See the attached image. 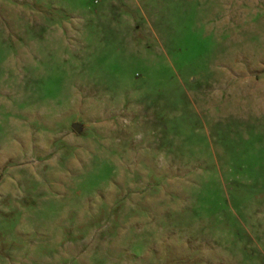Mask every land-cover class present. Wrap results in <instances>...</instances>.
Here are the masks:
<instances>
[{
    "label": "rangeland",
    "instance_id": "rangeland-1",
    "mask_svg": "<svg viewBox=\"0 0 264 264\" xmlns=\"http://www.w3.org/2000/svg\"><path fill=\"white\" fill-rule=\"evenodd\" d=\"M0 264H264V0H0Z\"/></svg>",
    "mask_w": 264,
    "mask_h": 264
},
{
    "label": "water",
    "instance_id": "water-1",
    "mask_svg": "<svg viewBox=\"0 0 264 264\" xmlns=\"http://www.w3.org/2000/svg\"><path fill=\"white\" fill-rule=\"evenodd\" d=\"M73 129H74L75 131L79 132V131H80V125H79V124H74V125H73Z\"/></svg>",
    "mask_w": 264,
    "mask_h": 264
}]
</instances>
